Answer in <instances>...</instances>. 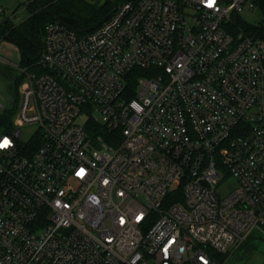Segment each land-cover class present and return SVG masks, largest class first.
Instances as JSON below:
<instances>
[{
    "label": "built area",
    "instance_id": "built-area-1",
    "mask_svg": "<svg viewBox=\"0 0 264 264\" xmlns=\"http://www.w3.org/2000/svg\"><path fill=\"white\" fill-rule=\"evenodd\" d=\"M263 1L46 24L10 124L0 105V264H220L264 234V40L240 17Z\"/></svg>",
    "mask_w": 264,
    "mask_h": 264
},
{
    "label": "trees",
    "instance_id": "trees-1",
    "mask_svg": "<svg viewBox=\"0 0 264 264\" xmlns=\"http://www.w3.org/2000/svg\"><path fill=\"white\" fill-rule=\"evenodd\" d=\"M128 1L138 0H28L24 4L28 15L21 22L16 23L9 17L0 21V40L7 39L18 46L21 67L32 72L39 69L41 73L43 70L36 67V64L43 51L46 24L56 21L79 34H84L97 28L118 5ZM260 8L262 19L254 32L264 40V1ZM4 116L10 124L13 113L6 112ZM230 253L216 255L217 261L223 264L222 261Z\"/></svg>",
    "mask_w": 264,
    "mask_h": 264
},
{
    "label": "rangeland",
    "instance_id": "rangeland-1",
    "mask_svg": "<svg viewBox=\"0 0 264 264\" xmlns=\"http://www.w3.org/2000/svg\"><path fill=\"white\" fill-rule=\"evenodd\" d=\"M27 1L0 0V7H2L0 20L4 15L9 14L8 16L11 18L17 17L14 22H21L28 15L24 9V3ZM12 11H15L14 17L11 14ZM240 17L247 25L255 26L261 21L262 12L260 9H255L252 12L244 11L240 13ZM20 56L17 45L7 39L0 40V105L2 106V111L13 114L18 108L21 83L31 73H39V69L32 72L25 67H21ZM36 67H38L37 64ZM1 123L2 120L0 119V125ZM27 131H23V139H27ZM235 187V181L230 179L219 185L218 193L224 196ZM222 262L223 264H264V234L258 230L253 231L246 243L233 250Z\"/></svg>",
    "mask_w": 264,
    "mask_h": 264
},
{
    "label": "snow or ice",
    "instance_id": "snow-or-ice-1",
    "mask_svg": "<svg viewBox=\"0 0 264 264\" xmlns=\"http://www.w3.org/2000/svg\"><path fill=\"white\" fill-rule=\"evenodd\" d=\"M209 6L212 4V0H208ZM10 144V141L5 137L3 141H0V147H6Z\"/></svg>",
    "mask_w": 264,
    "mask_h": 264
},
{
    "label": "crops",
    "instance_id": "crops-1",
    "mask_svg": "<svg viewBox=\"0 0 264 264\" xmlns=\"http://www.w3.org/2000/svg\"><path fill=\"white\" fill-rule=\"evenodd\" d=\"M24 4H25V3H24ZM24 9H25V8H24ZM11 14H12V16L14 17V15H15V11H12ZM8 15H9V14L4 15L3 18L9 17ZM3 18H2V19H3ZM9 18H11V17H9ZM16 18H17V17H14V18H12V19L14 20V19H16ZM2 19H1V20H2ZM1 20H0V21H1ZM23 83H24V81L21 83V86L23 85ZM3 86H4V85H3ZM4 88H5V87H4ZM0 89H1V84H0Z\"/></svg>",
    "mask_w": 264,
    "mask_h": 264
}]
</instances>
